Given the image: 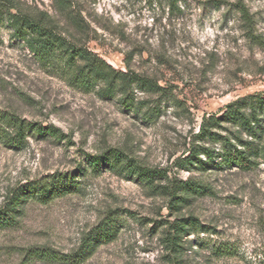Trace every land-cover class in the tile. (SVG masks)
<instances>
[{
    "label": "rangeland",
    "instance_id": "374dc122",
    "mask_svg": "<svg viewBox=\"0 0 264 264\" xmlns=\"http://www.w3.org/2000/svg\"><path fill=\"white\" fill-rule=\"evenodd\" d=\"M16 1L24 12L49 13L68 38L148 83L133 82L126 105L119 87L110 93L104 81L91 89L72 82L0 26V112L52 125L63 136L31 134L20 150L0 141V207L27 182H78L48 203L28 201L17 221L0 229V264H68L26 253L48 247L73 255L110 213L118 218L117 236L79 264H172L164 230L190 216L207 228L183 235L187 249L174 264H264V162L251 170L222 164L221 156L208 165L182 162L198 144L221 150L220 142L198 137L206 118L264 92V0H244L255 40L247 36L238 0H178L175 7L170 0ZM212 129L234 130L229 123ZM109 148L164 169L167 177L155 184L196 180L209 189L179 191L186 198L171 203L162 187L117 168L88 166V154Z\"/></svg>",
    "mask_w": 264,
    "mask_h": 264
},
{
    "label": "trees",
    "instance_id": "16d2710c",
    "mask_svg": "<svg viewBox=\"0 0 264 264\" xmlns=\"http://www.w3.org/2000/svg\"><path fill=\"white\" fill-rule=\"evenodd\" d=\"M170 3L175 7L178 0H170ZM236 8L241 14L247 36L251 40L258 39L255 34V20L244 0H238ZM2 25L11 30L14 38L22 40L42 65L62 67L72 82L88 89L95 87L101 81L107 82V92L113 93L119 87L126 105L131 97L132 83L135 81L142 82L143 85L148 83L146 78L133 76V72L114 68L96 52L68 38L59 30L54 19L47 12L37 15L24 12L16 0H0V26ZM118 82L121 83L120 86ZM132 105L130 107L139 110V107ZM224 123H229L234 130L223 135L212 129L216 126L223 127ZM31 134L53 136L57 139L63 137L60 130L52 125L44 126L23 119L15 113L0 112V141L20 150L26 146ZM203 136L213 142H220L221 150L216 152L206 144H198L190 149V154L183 158V163L208 165L214 163L215 156H221L222 164H236L243 170L258 167L261 162H264V92L239 97L230 102L221 115L206 118L198 134L199 138ZM201 154L205 155L208 161L201 158ZM86 160L88 166L94 171H99L102 165H106L126 172L144 184L166 189L171 203L186 198L179 195V191L185 194H203L209 189L196 180L172 182L170 187L155 184L157 180L167 177L164 169L151 168L117 148H109L97 155L88 154ZM77 183L56 177L50 182H27L21 185L0 207V229L14 224L22 206L28 201L48 203L57 196L74 191L78 187ZM206 228L194 216L168 222L164 232L166 233L165 242L170 250L169 261L172 264L181 261L179 257L187 249L181 243L185 233L204 231ZM117 234L118 218L110 213L84 238L80 249L75 254L62 255L48 247H33L27 250L26 256L30 259H53L68 264H79L99 243L112 241ZM210 250L215 255L221 252L214 245L210 247Z\"/></svg>",
    "mask_w": 264,
    "mask_h": 264
}]
</instances>
